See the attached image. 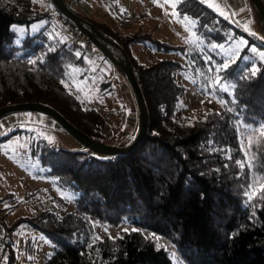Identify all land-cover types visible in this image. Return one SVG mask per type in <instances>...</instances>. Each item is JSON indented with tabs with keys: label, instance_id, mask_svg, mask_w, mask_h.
I'll list each match as a JSON object with an SVG mask.
<instances>
[{
	"label": "trees",
	"instance_id": "trees-1",
	"mask_svg": "<svg viewBox=\"0 0 264 264\" xmlns=\"http://www.w3.org/2000/svg\"><path fill=\"white\" fill-rule=\"evenodd\" d=\"M176 11L179 17L195 22V34L204 45L223 44L238 36L248 40L236 62L218 72L230 88L217 93L221 108L199 119L177 116V104L185 92L177 81L182 64L171 57L140 64L131 49L141 38L149 39V32H125L109 21L88 20L113 42L103 41L114 57L122 61L123 52L128 57L146 106L147 129L136 148L120 154H100L83 145L67 149L43 140L31 143V156L72 196L69 200L57 197L63 200L58 208L18 217L9 226L0 218L10 236L27 224L48 237L52 252L41 264H173L169 251L163 246L157 250V241L146 239L144 231L171 242L186 264H264V201L249 203L245 196L252 178L264 175V170L260 171L264 139L257 143L253 135L248 151L256 161V170L233 165L236 160L245 161L239 125L258 127L264 123V62L259 57L264 48V23L258 16L263 34L254 38L201 0H180ZM44 12L34 9L32 0H0V108L39 102L58 111L89 137L104 142L99 130L100 125L107 126L105 118L94 108L84 107L69 89L72 71L83 68L77 75L82 79L88 69L84 53H77L82 45L53 33L52 20L46 17L49 12ZM39 21L44 22L40 29L14 44L17 34L12 25ZM150 41L159 51L185 54L192 70H207L203 54L196 48L153 37ZM253 65L259 69L256 75L242 79ZM21 131L3 133L0 142ZM68 204L72 206L69 210ZM92 221L116 227L129 222L137 231L120 230L115 237L121 238L104 236L93 244ZM28 242L30 252L36 244ZM11 244L8 237L7 264H13L16 256Z\"/></svg>",
	"mask_w": 264,
	"mask_h": 264
},
{
	"label": "rangeland",
	"instance_id": "rangeland-1",
	"mask_svg": "<svg viewBox=\"0 0 264 264\" xmlns=\"http://www.w3.org/2000/svg\"><path fill=\"white\" fill-rule=\"evenodd\" d=\"M4 1L13 3L16 0ZM44 1L32 2V7L40 12L46 11L44 12L46 14L49 12L46 17H51L50 25L54 28L53 33L68 39L72 38L84 46V49L80 46L77 53H84L88 63L87 72L82 79H77V75L83 72V68L72 71V75L69 77L73 86L69 85V89L81 99L84 107L94 108L105 118L107 126L100 125L99 130L103 135L104 142H99L124 146L136 136L139 128L138 106L124 73L75 24L60 17L51 0L50 2ZM63 1L72 7L70 9L74 13L86 20H95L100 23L109 21L111 26L125 32L140 31L139 34H144L145 31L149 32V39L141 38L138 44L132 46L131 52L138 63L148 64L157 58L171 57L182 64L183 69L177 72V81L185 87V92L178 101L177 116L199 119L208 111L221 108L222 103L218 99L217 93L225 91L223 90L225 88L226 91H229L230 88L222 80L220 85L214 82L219 76L216 69L232 56L238 46L240 53L248 41L247 38L238 36L226 43L219 44L223 45L222 48L219 45L217 47L204 45L196 36L193 25L185 21L184 17L177 16L176 5L179 0H144L139 3L125 0V5L129 10L143 13L140 21H131L127 26L116 22L118 16L115 21L107 18V16L110 17V11H113L111 5L107 3L108 0L102 1V3H96L95 0ZM262 1L264 3V0ZM203 3L207 6L219 5V9L209 7L219 14L223 12L224 16L232 18L233 22L243 31L247 25L250 31L245 32L252 37L257 38L256 36L263 34L259 15L257 16L256 10L248 0H205ZM101 4L104 5V8L100 6ZM189 21L191 20L189 19ZM177 22H181V24L177 25ZM43 24V21H39L30 25H12L11 28L17 34L14 44H19L21 38L28 33L37 31ZM251 32L256 33V36L250 34ZM151 37L169 43L187 44L196 48L202 52L207 70L201 71L198 67L192 70L191 64L186 61V55L181 52L165 53L157 50L150 41ZM252 48L255 46L250 45V50ZM259 51L264 52V48ZM202 77H204L203 81H201ZM239 128L246 152L248 145L247 140L243 138L242 124L239 125ZM14 129H21L23 132L0 142V216L6 226H9L18 217L32 216L48 207L58 208L63 204V200L60 201L57 197L62 199L67 197L69 200L72 196L70 192L60 189L56 185L55 179L47 174V169L40 166L36 157L31 156V143L43 140L50 145L67 149L83 147L54 118L42 112L16 111L0 117V135L9 131L13 132ZM49 137L51 139H48ZM85 149L87 148L85 147ZM249 158L250 153L248 152L247 156L245 155V160ZM236 161L233 162V165H236ZM255 162L253 159V163ZM252 169L256 170L257 164ZM261 170H264V160L260 162ZM71 208L72 206L69 204L66 207L67 210ZM65 211L61 210V213ZM91 227L90 241H93L97 236L100 239L104 236L115 237L120 230L134 229V226L129 222L121 223L116 227L105 222L92 221ZM144 233L149 235L148 231H144ZM8 237H10L11 245L16 253L13 264H41L44 258L52 252L53 243L48 237L27 224H21L11 236L7 232V239ZM156 237H159L158 243L171 254L173 264H186L171 242L163 237ZM29 240L36 244L34 250L30 252L27 251Z\"/></svg>",
	"mask_w": 264,
	"mask_h": 264
},
{
	"label": "water",
	"instance_id": "water-1",
	"mask_svg": "<svg viewBox=\"0 0 264 264\" xmlns=\"http://www.w3.org/2000/svg\"><path fill=\"white\" fill-rule=\"evenodd\" d=\"M52 4L56 8L58 12H60L64 17L72 21L77 28L114 64L116 65L121 72L124 73L125 78L130 85L132 93L135 97L137 106H138V114H139V128L136 136L126 146H115L111 144H106L99 142L97 140H93L88 135L83 133L81 130L76 128L73 124H71L66 118H64L58 111L53 109L52 107L39 103V102H21L15 103L7 106H3L0 108V117L4 116L9 112L16 111H38L45 113L52 118H54L59 125L64 128L74 139H76L79 143H81L84 147L91 149L94 152L100 154H120L127 153L140 143L143 139L146 129H147V110L144 103L143 95L139 84L136 80L135 74L131 67L128 57L123 52L124 59L123 61L118 60L112 52L108 49V47L104 44L103 41L113 44L112 41L104 37L95 26L90 23L88 20L74 13L63 0H51ZM254 6L256 7L259 16L261 17L264 23V3L262 0H250Z\"/></svg>",
	"mask_w": 264,
	"mask_h": 264
},
{
	"label": "snow or ice",
	"instance_id": "snow-or-ice-1",
	"mask_svg": "<svg viewBox=\"0 0 264 264\" xmlns=\"http://www.w3.org/2000/svg\"><path fill=\"white\" fill-rule=\"evenodd\" d=\"M33 3H36L37 0H32ZM201 2H205V0H201ZM210 7H215L217 9H219V5H209ZM172 7H175V5H172ZM175 15V13H173ZM221 15H223L224 13L221 12ZM234 15V14H233ZM185 21H188L189 23H191L193 25V27L195 26V22L194 21H189V18L187 16L184 17ZM245 31H250V29L248 28V26H245ZM250 34L252 35H256V33L251 32ZM213 47H217V45H213ZM219 47H223V45H219ZM253 52H256L255 48L251 49ZM239 57V46L237 47V50L234 51L232 53V56L226 60L220 67H218L216 69L217 72H221V71H226L230 65L232 63L236 62V58ZM259 57L261 59L262 62H264V52H260L259 53ZM244 59H249L248 57H244ZM29 63H35V61L29 60ZM259 71V69L253 65L250 69H248L245 74L241 77L242 79H249L252 76H255L256 73ZM217 85L221 84V78L219 76L216 77L215 81H214ZM223 90H227L226 88ZM221 103H223L221 101ZM229 111H231V109H229ZM242 129H243V138L246 139L248 141V149L245 152V155L247 156L248 151L251 150L252 148V137L253 135L257 136V143H260L262 139H264V123H261L258 127H252L250 125H242ZM48 139H51L50 137ZM242 149L244 148V144L242 142L241 145ZM229 159H231V157H229ZM253 159L254 158H249L245 161H236V164L241 168H245L248 167L249 169H252L255 167L254 163H253ZM260 181H264V175H257L254 176L252 178V182L247 186V190L245 192V196L247 197V201L249 203H252L255 200H260V201H264V183H260ZM254 207L258 206V205H253ZM7 207V205H6ZM253 215H255V213H253ZM105 231H107V229H105ZM125 231H127L125 229ZM132 231H137V229H132ZM111 239H117V238H121L119 237V235L117 237H110ZM146 239H155L157 241L156 247L157 250H160V248L162 247V245H160L158 243L159 241V237H155L153 234H149L148 236L145 237ZM100 237H95V239L93 240V244L96 243V241H99ZM90 247L92 245H89ZM174 256V254H173Z\"/></svg>",
	"mask_w": 264,
	"mask_h": 264
},
{
	"label": "crops",
	"instance_id": "crops-1",
	"mask_svg": "<svg viewBox=\"0 0 264 264\" xmlns=\"http://www.w3.org/2000/svg\"><path fill=\"white\" fill-rule=\"evenodd\" d=\"M102 1H105V0H98L96 3H102ZM110 1V0H109ZM118 1H121L122 3H123V5L126 7V5H125V0H111V3H109L110 5H111V8H112V10L113 11H110V17L109 16H107V18H109L111 21H115V19H117L116 18V14H114L113 15V13H114V10H115V4L118 6ZM124 1V2H123ZM128 1H131V0H128ZM134 1V3L136 2V3H139V2H142V1H144V0H133ZM180 1V0H179ZM108 2V1H107ZM178 4V3H177ZM102 8H104V5L103 4H101L100 5ZM135 7H136V5H135ZM126 9L128 10V12H129V17L128 18H123V17H121V16H119V18L116 20V22L118 23V24H120V25H126L127 26V24L128 23H131V21L133 22V21H140V18L142 17V15H143V13L141 12V11H136V12H134V11H132V10H129L127 7H126ZM176 13H177V11H176ZM177 16H178V14H177ZM179 18V17H178ZM181 18V17H180ZM179 18V20H181ZM232 19V18H231ZM191 20V19H190ZM233 20V19H232ZM192 21V20H191ZM173 24H174V22H173ZM181 24V22H177V25H180ZM141 27V26H140ZM141 29H143L142 27H141Z\"/></svg>",
	"mask_w": 264,
	"mask_h": 264
},
{
	"label": "built area",
	"instance_id": "built-area-1",
	"mask_svg": "<svg viewBox=\"0 0 264 264\" xmlns=\"http://www.w3.org/2000/svg\"><path fill=\"white\" fill-rule=\"evenodd\" d=\"M97 1L98 0H95V2ZM107 3H111V0L110 1L108 0ZM114 14H116V17L118 16V18L119 16L123 18L129 17V12L121 1H118V10L115 9ZM48 19L51 20V17L49 16ZM6 244H7V230L0 218V264H7L6 253H5Z\"/></svg>",
	"mask_w": 264,
	"mask_h": 264
}]
</instances>
